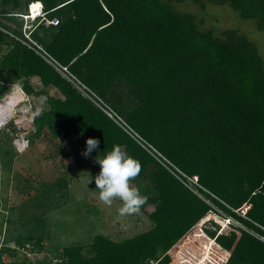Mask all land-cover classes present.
<instances>
[{
    "label": "trees",
    "instance_id": "obj_1",
    "mask_svg": "<svg viewBox=\"0 0 264 264\" xmlns=\"http://www.w3.org/2000/svg\"><path fill=\"white\" fill-rule=\"evenodd\" d=\"M187 1L203 11L228 6L264 32V0H32L28 6L41 4L44 18L58 21L45 26L39 19L36 26L50 33L46 42L37 37L45 53L109 104L124 128L32 44L0 31V44L11 46L1 62L3 82L22 80L24 94L43 96L49 106L33 118V128L56 116L65 137L98 140L97 155L120 145L142 165L136 178L156 193L141 207L157 203L147 216L150 230L121 242L97 235L87 259L81 247L65 248L66 264H192L185 251L199 264H264V60L238 30L206 28L205 17L176 9ZM28 7L0 17L23 24ZM32 78L58 98L34 92ZM196 193L240 227L199 226L211 208Z\"/></svg>",
    "mask_w": 264,
    "mask_h": 264
},
{
    "label": "rangeland",
    "instance_id": "obj_2",
    "mask_svg": "<svg viewBox=\"0 0 264 264\" xmlns=\"http://www.w3.org/2000/svg\"><path fill=\"white\" fill-rule=\"evenodd\" d=\"M14 1L17 7L12 9ZM31 4L32 0H0V12L24 13ZM175 7L179 11L205 17L206 28L238 30L256 44L264 60V32L257 31L253 21L242 20L228 6L207 5L203 11L187 1L175 4ZM63 13L56 14L59 20H63L64 17H60ZM38 25H41L39 19L20 24L19 20L0 17V31L7 32L11 39L26 46L32 44L43 53L45 44L37 37L46 42L50 40V33L41 27L36 28ZM35 28L36 32L31 34ZM10 49L9 43L0 44V95L6 93L10 85L2 80L6 72L1 66ZM30 84L34 92L44 93L47 100L58 98L54 88L43 87L37 78H32ZM26 97L42 112L49 110L43 96L33 98L26 94ZM24 98L22 95L21 101ZM100 101L97 103L105 110L115 113L109 104L101 98ZM121 119L116 115L112 120L122 127ZM13 120L15 122L0 128V264H66L63 250L73 246L81 247L82 257L87 259L92 254L90 245L97 235L121 242L153 227L147 216L157 203L148 204L134 214L121 215L122 202L118 198L113 199L111 205L99 200L94 182L100 172V166L94 163L97 153L93 151L87 158L81 155L88 138L73 132L65 137L56 116L39 131L33 128L31 115L23 119L13 117ZM17 139H26L27 147L22 143L14 144ZM141 146L167 168L151 152L152 149ZM172 175L183 183L177 175ZM130 183L139 189L142 196H156L147 182L135 178ZM196 195L211 208V212L199 221V226L210 231L218 227L220 230L228 223L240 227L222 210ZM176 254V251H170L173 257ZM183 254L192 264L201 262L193 261V256L186 251ZM204 257H207V252Z\"/></svg>",
    "mask_w": 264,
    "mask_h": 264
},
{
    "label": "clouds",
    "instance_id": "obj_3",
    "mask_svg": "<svg viewBox=\"0 0 264 264\" xmlns=\"http://www.w3.org/2000/svg\"><path fill=\"white\" fill-rule=\"evenodd\" d=\"M24 100L21 101V96ZM15 101V103H13ZM42 109L34 106L23 92V81L17 80L9 85V89L0 95V128H4L10 122H15L13 117L21 119L31 115L35 118ZM23 144L26 148L28 141L17 139L14 144ZM85 150L81 153L87 158L99 145L96 139L85 141ZM94 163L100 166V172L95 176L94 182L98 190V198L106 205H111L113 199L122 202L121 215H131L140 210L146 203V197L142 196L138 188L131 187L130 181L139 176L142 165L133 157L122 150L120 145H113L110 151L103 156L97 155ZM89 177V182H90Z\"/></svg>",
    "mask_w": 264,
    "mask_h": 264
},
{
    "label": "built area",
    "instance_id": "obj_4",
    "mask_svg": "<svg viewBox=\"0 0 264 264\" xmlns=\"http://www.w3.org/2000/svg\"><path fill=\"white\" fill-rule=\"evenodd\" d=\"M37 4H40L37 2ZM20 17L23 19V24L30 21H36L38 19H41L46 26H57L58 21L56 19H50L47 20L44 18V12L42 5L40 4L39 10L33 14L31 12V6L28 7V13L26 15H20ZM38 54H40L44 59H46L54 68H56L66 79H68L82 94L86 95L89 100L96 105L102 112H104L109 118L113 119L116 117V114L111 112L110 110H105L98 102H101L100 99L87 87H85L83 84H81L72 74H70L66 67H61L54 59H52L49 55H47L45 52L41 53L38 52L36 49H34ZM97 100V101H95ZM115 116V117H114ZM122 128H124L122 126ZM126 130V129H125ZM126 132L133 137V135L130 133V131L126 130ZM134 138V137H133ZM135 139V138H134ZM230 224V223H228Z\"/></svg>",
    "mask_w": 264,
    "mask_h": 264
},
{
    "label": "bare ground",
    "instance_id": "obj_5",
    "mask_svg": "<svg viewBox=\"0 0 264 264\" xmlns=\"http://www.w3.org/2000/svg\"><path fill=\"white\" fill-rule=\"evenodd\" d=\"M38 5V4H37ZM39 7H40V5L39 6H34V7H31V12L33 13V14H35V12H37L38 10H39ZM14 102V101H13Z\"/></svg>",
    "mask_w": 264,
    "mask_h": 264
}]
</instances>
